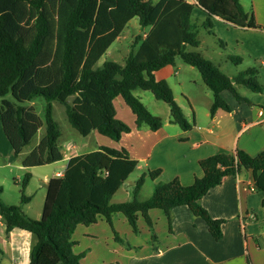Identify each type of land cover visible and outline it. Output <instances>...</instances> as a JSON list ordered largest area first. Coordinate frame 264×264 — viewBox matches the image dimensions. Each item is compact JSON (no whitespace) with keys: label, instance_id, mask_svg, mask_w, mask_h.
Masks as SVG:
<instances>
[{"label":"trees","instance_id":"16d2710c","mask_svg":"<svg viewBox=\"0 0 264 264\" xmlns=\"http://www.w3.org/2000/svg\"><path fill=\"white\" fill-rule=\"evenodd\" d=\"M195 9L204 13V19L194 16ZM132 19L138 20L144 35L135 38L122 64L105 61L97 67ZM213 19L242 29L261 28L254 16L243 10L240 0H0V123L13 156L21 154L44 124L38 143L21 159L22 168L63 159L58 143L61 132L52 116L53 102L64 106L68 123L81 136L96 131L119 141L130 128L116 117V98L134 115L137 128L157 131L162 127L161 118L152 115L134 95L135 90L148 91L167 104L171 123L182 131L190 130L194 122L186 119L167 83L154 78V72L174 65L177 59L195 68L212 93L211 117L218 110L231 112L220 95L222 91L252 106L237 87L263 93L255 69L229 77L199 52L187 50L199 46V29L213 35ZM227 61L239 65L242 60L228 56ZM35 98L46 103L44 123L33 106L27 105ZM136 167L137 161L126 150L100 146L69 158L62 176L49 179L39 219L0 202L5 231L17 228L36 239L27 264H80L72 251V235L78 226H90L99 218L110 226L114 240L131 250L132 246L113 228L115 214H121L136 235L141 217L151 240L157 242L149 211H162L171 232V209L177 206H186L193 217L201 218L211 237L219 241L223 220L211 218L199 204L200 198L225 177L241 171L249 172L255 189L264 192V149L254 156L237 149L200 160L202 176L195 177L190 185L183 186L174 178L157 185L153 195L140 202L136 196L144 182L142 175L135 183L131 202L111 203ZM160 173L149 171V177L156 179ZM30 178L29 173L24 175L23 188ZM21 197L22 202L29 200ZM152 250L157 253L158 247Z\"/></svg>","mask_w":264,"mask_h":264},{"label":"crops","instance_id":"0c3cea01","mask_svg":"<svg viewBox=\"0 0 264 264\" xmlns=\"http://www.w3.org/2000/svg\"><path fill=\"white\" fill-rule=\"evenodd\" d=\"M185 1L196 3V0ZM263 7L264 0H257V13L262 11L264 14ZM194 16L204 19V13L199 9H195ZM254 19L260 29H242L213 19V35L206 33L222 49L223 54H217L221 61L229 63L228 55L234 54L242 61L248 56L258 62L261 70L258 77L264 84V17L262 14H255ZM200 46L199 39L197 48L187 50L201 54ZM192 69L182 62H175L172 66L154 72L156 80L167 83L173 97L180 95L189 105L194 123L188 131H182L170 120L162 121L163 125L157 131H150L145 126L137 128L134 115L124 109L123 101L120 98L113 100L116 117L127 123L130 132L116 141L121 144L120 147L102 146L126 150L129 157L137 161L136 169L143 165L148 171L160 170L161 173L154 181L155 187L158 183L164 184L162 181L169 182L174 178L183 186L192 184L195 177L202 176L199 161L219 152L234 153L238 149L254 156L264 149V99L240 94L252 103V106H248L244 102H237L228 91H222L220 95L231 112L218 110L211 117L209 109L212 93L205 91L200 96V101L206 109L204 116L208 121L199 124L195 116L194 97L185 92L183 83L187 80L181 79L184 72L191 73ZM117 99L122 103L117 101L115 104ZM117 106L123 112L120 113L121 116H118ZM259 112L263 113L262 118H259ZM75 149V146L65 150L61 148L63 171L68 159L78 155L75 154ZM262 199L264 192L255 189L250 173L241 171L236 176L225 177L221 184L210 189L199 200V204L211 218L223 220V236L219 241L211 237L201 218L193 217L186 206H177L171 209V232L162 211H149L154 229L161 228L158 237L161 245L157 253L152 248L149 249L146 243L143 245L133 237L131 227L121 214L112 216L113 228L130 245L139 247L137 251L127 250L118 244L113 238L112 229L103 218L90 226L76 228L72 235L75 242L72 251L78 256L80 264H264V246L259 244L260 240L264 242ZM137 224L139 229L142 228L141 235L148 238V227L141 217ZM35 242V237L26 231L15 228L6 232L0 218V264H27Z\"/></svg>","mask_w":264,"mask_h":264},{"label":"rangeland","instance_id":"374dc122","mask_svg":"<svg viewBox=\"0 0 264 264\" xmlns=\"http://www.w3.org/2000/svg\"><path fill=\"white\" fill-rule=\"evenodd\" d=\"M257 0H240V4L242 5L243 10L252 14L255 17V14H262L263 12L257 13V9L255 8ZM263 6V4H262ZM264 9V7L262 8ZM143 28L139 25L137 19H132L128 25L125 27L121 35L117 40H115L111 46L108 48L107 52L100 58L97 63V67H100L105 61H112L115 63L122 64L124 59L130 52V46L135 40L137 36H142ZM199 39L201 40V46L199 47V51L201 52L204 59L210 61L214 66L218 67L220 70L224 71L225 74L235 76L239 71H243L246 69H255L261 75V70L259 63L254 61L252 57L245 56L242 63L239 65H233L221 61L222 59L218 56V53L223 54L222 49L216 44L211 36H209L205 30L199 29ZM225 54V52H224ZM226 55V54H225ZM229 56V55H228ZM230 56H236L234 54ZM239 57V56H236ZM179 59L176 60V63H180ZM183 67H187L184 66ZM192 73V74H191ZM184 72L181 76V79L187 80L183 83V89L185 92L191 94L194 97L195 101V116L196 120L199 124L205 123L208 119L204 116V112L206 111L205 107L200 101V96L203 95V92L211 93L210 90L204 85L200 78V74L196 69H192V72ZM190 80V81H189ZM263 84V83H262ZM264 85V84H263ZM237 90L240 94L245 97H250L251 95H255L257 97H261L264 99V90L263 93L252 94L248 89L244 87H237ZM134 95L137 96L140 101L144 104L147 110L154 116L161 118L162 121L170 120L169 107L167 104L156 100L154 96L148 91L135 90ZM174 100L176 104L182 109L186 119L189 122L193 120V114L186 100L180 97V95H175ZM10 99V96L7 97ZM122 103L120 99H117L115 104ZM70 102V99H69ZM264 103V101H263ZM33 106L35 112L44 123V109H45V101L42 98H35L31 103L27 104ZM53 119L57 122L59 126V130L61 132V137L59 138V145L62 149L71 148L75 146V154H85L91 151L96 150L102 145H115V147H120V143L113 141L107 137H104L98 134L96 131H92L88 136L83 137L75 131L70 124L68 123L65 115L64 106L53 102ZM124 109L128 111L129 114L132 115L129 108L123 104ZM119 107L117 106V110ZM118 116H121L120 113H123L121 110H118ZM127 120V117H125ZM226 123L228 122L225 120ZM124 122V121H123ZM127 124V123H126ZM44 133V124L43 127L39 130L36 137L32 140V142L26 146L21 154L18 157H14L9 143L7 142L0 123V202L5 205L17 206L21 209V211L27 215L31 219H39L41 216L42 206L45 198L46 192V184L49 179L57 177L55 173L63 172V162H55L48 165L37 166L29 169L22 168L21 159L27 155L32 148L38 143L40 136ZM10 153V154H9ZM140 165V164H139ZM135 169L128 178L123 182L119 190L113 195L111 198V203H122V202H131L133 200V190L135 187L136 181L143 175L144 182L143 185L137 194L136 198L140 202H145L148 200L154 193L156 179H151L149 177L148 168L142 167ZM29 173L31 178L25 188L22 186V181L24 175ZM161 182V181H160ZM168 183V182H161ZM160 185V183H158ZM21 196L29 198L28 201L22 202ZM142 229V228H141ZM141 229H139V233L133 234V237L138 239L141 244H145L150 248L159 247L161 242L158 240L154 242L151 240V236L148 230L149 235L148 238L141 235ZM264 231V227H262ZM132 231V230H131ZM133 233V232H132ZM161 233V228L154 229V234L159 237ZM261 246H264L263 241H259ZM131 251H137L139 247L135 245H131Z\"/></svg>","mask_w":264,"mask_h":264},{"label":"built area","instance_id":"2783aa9c","mask_svg":"<svg viewBox=\"0 0 264 264\" xmlns=\"http://www.w3.org/2000/svg\"><path fill=\"white\" fill-rule=\"evenodd\" d=\"M258 116H259V118H262L263 117V113L262 112H259L258 113ZM56 176L57 177H61L62 176V173H57Z\"/></svg>","mask_w":264,"mask_h":264}]
</instances>
